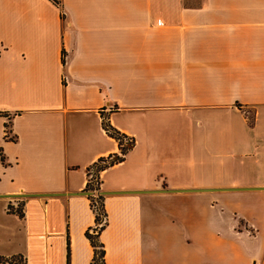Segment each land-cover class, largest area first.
Wrapping results in <instances>:
<instances>
[{
    "label": "crops",
    "instance_id": "obj_1",
    "mask_svg": "<svg viewBox=\"0 0 264 264\" xmlns=\"http://www.w3.org/2000/svg\"><path fill=\"white\" fill-rule=\"evenodd\" d=\"M0 154V264H92L108 158L103 264H264V0H0Z\"/></svg>",
    "mask_w": 264,
    "mask_h": 264
},
{
    "label": "trees",
    "instance_id": "obj_2",
    "mask_svg": "<svg viewBox=\"0 0 264 264\" xmlns=\"http://www.w3.org/2000/svg\"><path fill=\"white\" fill-rule=\"evenodd\" d=\"M102 126L106 133L115 138L121 145V142L125 136H122L116 130H114L105 120H103ZM0 161L3 162V156L1 154ZM118 161H120L119 158H117V161L110 162L104 159H99L88 170V179L85 190L93 193L91 196H89V199L94 213V226L91 228V232H86V237L93 248L92 264H103L104 251L103 245L99 242V234L105 227L107 220V215L104 209V197L101 195V193H99V174L101 171L113 165L114 163H117Z\"/></svg>",
    "mask_w": 264,
    "mask_h": 264
},
{
    "label": "water",
    "instance_id": "obj_3",
    "mask_svg": "<svg viewBox=\"0 0 264 264\" xmlns=\"http://www.w3.org/2000/svg\"><path fill=\"white\" fill-rule=\"evenodd\" d=\"M167 191V190H164ZM82 194L85 195H91L90 192H81ZM111 193H122V192H101V195H107V194H111ZM27 195H10V196H0V197H10V198H21V197H25Z\"/></svg>",
    "mask_w": 264,
    "mask_h": 264
},
{
    "label": "built area",
    "instance_id": "obj_4",
    "mask_svg": "<svg viewBox=\"0 0 264 264\" xmlns=\"http://www.w3.org/2000/svg\"><path fill=\"white\" fill-rule=\"evenodd\" d=\"M127 142H125V144H126ZM107 161H117V158H108V159H106ZM89 192V191H88ZM91 193V195L93 194L92 192H90ZM89 232H91V229L89 230Z\"/></svg>",
    "mask_w": 264,
    "mask_h": 264
}]
</instances>
